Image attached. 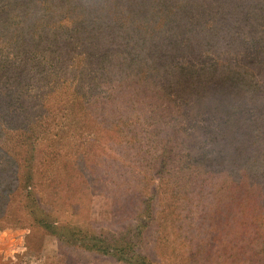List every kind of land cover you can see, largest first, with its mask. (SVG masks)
Wrapping results in <instances>:
<instances>
[{"label": "rangeland", "instance_id": "1", "mask_svg": "<svg viewBox=\"0 0 264 264\" xmlns=\"http://www.w3.org/2000/svg\"><path fill=\"white\" fill-rule=\"evenodd\" d=\"M127 247L264 264V0H0V264Z\"/></svg>", "mask_w": 264, "mask_h": 264}, {"label": "trees", "instance_id": "2", "mask_svg": "<svg viewBox=\"0 0 264 264\" xmlns=\"http://www.w3.org/2000/svg\"><path fill=\"white\" fill-rule=\"evenodd\" d=\"M159 16H161V15H159ZM157 21H159V22H162L163 21V19L162 18H160V17H157ZM243 63H245V62H242V63H240V64H238V65H236V66H234L233 67V71H232V73L234 74V75H236V77H240V76H242V75H245V73L243 72L244 70H243V68H242V66H244V65H242ZM225 67V66H224ZM227 68H229V69H231V67H227ZM228 73H231V71H228ZM226 74V73H225ZM227 85H229V81L226 83ZM226 84H224V85H226ZM228 89H230V90H232V91H240L241 90V88H242V85L241 84H238L237 82H233L229 87H227ZM220 103V102H219ZM231 105L232 106V115L230 116V124H231V119L234 117V114H235V112L238 110V108L237 107H233V103H227L225 106H227V105ZM231 127V126H230ZM240 136V135H239ZM29 179V178H28ZM31 212H33V211H31ZM33 214V213H32ZM38 220V222L40 223V224H45V227H46V223L43 221V220H41V219H37ZM138 228H140V227H137L136 228V231L138 230ZM54 232V231H53ZM56 232V231H55ZM139 248V247H138ZM138 248L136 247V248H134L133 250H131L129 247H127V248H125L124 250H121V252H120V254H121V256H122V258H124L125 257V259H126V261H127V263L128 264H150V263H148L146 260H145V258L143 257V255L141 254V252H139V250H138Z\"/></svg>", "mask_w": 264, "mask_h": 264}]
</instances>
